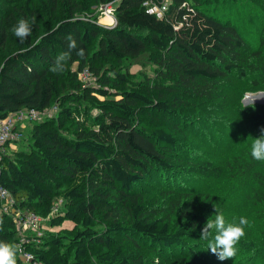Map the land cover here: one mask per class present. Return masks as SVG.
Returning a JSON list of instances; mask_svg holds the SVG:
<instances>
[{
    "label": "trees",
    "instance_id": "1",
    "mask_svg": "<svg viewBox=\"0 0 264 264\" xmlns=\"http://www.w3.org/2000/svg\"><path fill=\"white\" fill-rule=\"evenodd\" d=\"M111 1L116 24L110 26L99 21L97 9ZM213 1L167 0L158 16L149 5L163 0H0V118L23 107L58 106L55 114L30 122L26 149L7 153L0 173L17 207L44 218L45 232L26 245L34 260L148 264L145 250L161 246L180 252L161 264H218L200 236L217 208L229 221L241 215L248 220L235 257L225 260L264 264V161L249 151L252 136L264 127L263 103L239 110L232 130L244 122V132L238 127L232 139L221 137L231 144L222 166L224 179L232 180L226 197L216 194L206 202V190H168L173 197L167 203L178 211L173 224L143 193L147 179L172 184L180 154L202 158L190 154L181 124L172 120H208L182 111L186 101L177 92L190 102L216 101L231 78H241L246 90H264V33L249 45L234 15L219 12ZM57 9L61 16L52 23L47 14ZM18 18L32 25L23 41L12 32ZM70 40L75 47H68ZM61 53L65 69L53 72ZM86 67L97 87L80 81ZM197 130L207 137L206 127ZM65 220L72 224L65 226ZM0 239L20 240L14 214L2 210L1 198ZM17 264H26L19 253Z\"/></svg>",
    "mask_w": 264,
    "mask_h": 264
},
{
    "label": "rangeland",
    "instance_id": "2",
    "mask_svg": "<svg viewBox=\"0 0 264 264\" xmlns=\"http://www.w3.org/2000/svg\"><path fill=\"white\" fill-rule=\"evenodd\" d=\"M215 1V2H214ZM211 2L213 7H218V11L232 13L234 15L235 22L237 26L241 29L243 33L248 37V41L251 43L249 45L253 46L258 42V32L264 33V0H214ZM97 9L98 19L101 23L106 25H112V21H108L107 17L103 16L99 13ZM61 14L59 9L55 11H49L47 14L48 20L52 23L57 21L60 18ZM44 23V22H42ZM9 50V48H8ZM6 50V51H8ZM139 66H133V69L136 70ZM141 68V67H140ZM147 70L150 74L154 73V69L152 65H146ZM65 69V68H64ZM138 70V69H137ZM136 70V71H137ZM94 76V75H93ZM92 76V77H93ZM92 84H87L83 80L82 81L86 85H92L93 87H97L99 84L97 82V78ZM242 79L241 78H231L230 83L227 84V89H224V97L217 98V100H207L201 101L200 99H195L190 102L187 99V95H185L181 90L176 94L178 96H184L186 103L181 108L185 113L192 112L194 115H201L203 118L206 117L208 120V124L203 121H199L200 123L197 125L196 121L189 122L185 125L184 121H176L173 119L172 122L174 125L176 123L181 124V138L183 141L188 142L193 149L189 150L190 154H199L202 156L200 159H196L193 155L188 160L187 153L180 154L183 157L182 161L175 162V166L180 168L176 175V179L173 180L172 184L159 183V181H155L154 179H147L142 186L143 193L146 196L147 204L150 205L151 208L156 209L155 212L159 214H163L164 212L167 215H170L171 221L174 224L177 220L178 211L174 209L173 211L169 207L167 203L169 199L173 196L168 192V190L177 191H200L206 190L207 196L203 199L207 202L208 200H215L214 196L219 194L221 198L226 197L225 186L231 185V179H224L225 170L222 169L223 164L226 161L228 155V149H231L230 141H223L221 137L224 134H228L230 139L238 130V127H242L244 132V122L240 123L236 129L232 130L233 125L232 122L239 118V110L243 109L244 106L249 105V102L246 103L244 98L249 93H257L259 91L264 90H246L245 87H242ZM235 86L239 88L236 89ZM169 94L173 93L171 91H167ZM97 94V92L95 93ZM99 95V94H98ZM260 99L264 100V94L260 97ZM100 99H103L100 96ZM251 103V102H250ZM83 106V105H82ZM87 106V105H84ZM242 107V108H236ZM81 108V107H80ZM58 110V106L54 105L49 111L46 113L48 115L55 114ZM92 112H98V108H91ZM89 110H84V112L80 113L78 116H82ZM163 120V119H162ZM32 124L30 122H26L24 127L20 126V129L23 131L25 135V139L19 140L16 144L20 145L17 149H26V141L27 136L30 131V126ZM199 127H206L205 131L207 137H202L199 130ZM201 129V128H200ZM199 132V135L196 134ZM195 138V139H194ZM186 146L187 143H184ZM196 159V160H195ZM194 169V171H191ZM163 180V179H162ZM71 184V183H70ZM163 191V192H161ZM197 194V193H194ZM60 203V200L58 204ZM227 208H231V203L228 201L226 204ZM226 208V207H225ZM235 209H238L235 206ZM44 218L41 219L40 228L45 232L47 227L43 226ZM65 226H69L72 224L69 220H65ZM43 235V234H42ZM30 242L25 243L26 245ZM28 250V249H27ZM149 260L148 264H161L164 260L170 259L180 254L177 248L163 249V247H152L151 249L145 250ZM19 253V252H18ZM26 264L30 261L23 259ZM218 260V264H234L232 261L228 260Z\"/></svg>",
    "mask_w": 264,
    "mask_h": 264
},
{
    "label": "built area",
    "instance_id": "3",
    "mask_svg": "<svg viewBox=\"0 0 264 264\" xmlns=\"http://www.w3.org/2000/svg\"><path fill=\"white\" fill-rule=\"evenodd\" d=\"M148 4L149 2H145ZM167 0H163L161 4L150 2L149 11L162 16L166 8ZM114 2H107L99 6L98 11L105 17L112 18V22L116 23ZM94 74L89 68H84L79 72V79L87 84H92L95 79H92ZM93 76V77H92ZM93 80V81H92ZM49 109L40 111L34 107H23L17 109L7 116L0 118V173L2 171V161L4 156L8 153V148L11 144L17 143L23 137V131L20 129L24 127L26 122H31L40 119L45 115ZM0 198L2 199V210L6 213L14 214L16 228L20 235V240L17 245L21 251L19 254L23 259L30 261L31 264H43L34 260L33 254L25 248V243L35 240L43 234L40 228L42 216L33 210L22 211L16 205V201L12 193L0 183Z\"/></svg>",
    "mask_w": 264,
    "mask_h": 264
},
{
    "label": "clouds",
    "instance_id": "4",
    "mask_svg": "<svg viewBox=\"0 0 264 264\" xmlns=\"http://www.w3.org/2000/svg\"><path fill=\"white\" fill-rule=\"evenodd\" d=\"M12 32L15 37L23 41L31 35L32 25L27 19L18 18L12 26ZM75 46V41L70 40L68 47L73 48ZM66 59L65 53L57 55L51 71L62 72L65 68ZM258 96L260 95L255 97ZM255 97L246 96L245 99H250L253 103ZM249 151L252 159L264 161V127L261 128L258 136H252ZM215 213L214 217L206 220L200 236L207 241L206 249L216 254L218 259L233 258L238 250V242L245 236V226L248 224V220L241 215L238 218L233 217L229 221L225 214L217 208ZM20 251L21 249L16 243L0 239V264H17V254Z\"/></svg>",
    "mask_w": 264,
    "mask_h": 264
},
{
    "label": "water",
    "instance_id": "5",
    "mask_svg": "<svg viewBox=\"0 0 264 264\" xmlns=\"http://www.w3.org/2000/svg\"><path fill=\"white\" fill-rule=\"evenodd\" d=\"M113 25H115V24H113ZM264 94V91H259V92H257V93H249V94H247V96L248 97H255V96H257V95H263ZM244 101L246 102V103H250L251 102V100H246L245 98H244ZM263 103L264 104V100H262V99H259V98H257V97H255L254 99H253V103Z\"/></svg>",
    "mask_w": 264,
    "mask_h": 264
},
{
    "label": "crops",
    "instance_id": "6",
    "mask_svg": "<svg viewBox=\"0 0 264 264\" xmlns=\"http://www.w3.org/2000/svg\"><path fill=\"white\" fill-rule=\"evenodd\" d=\"M111 23H113V22H111ZM114 24V23H113ZM112 24V25H113ZM17 148H18V146H17V144L15 143V144H11L10 146H9V148H8V153H10L11 151H13V150H17Z\"/></svg>",
    "mask_w": 264,
    "mask_h": 264
},
{
    "label": "bare ground",
    "instance_id": "7",
    "mask_svg": "<svg viewBox=\"0 0 264 264\" xmlns=\"http://www.w3.org/2000/svg\"><path fill=\"white\" fill-rule=\"evenodd\" d=\"M260 96H262V95H260ZM260 96H258V97H260ZM258 97H257V98H258ZM259 99H260V98H259ZM248 100H250V99H248ZM248 100H247V101H248ZM262 100H263V99H262Z\"/></svg>",
    "mask_w": 264,
    "mask_h": 264
}]
</instances>
